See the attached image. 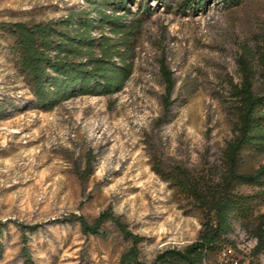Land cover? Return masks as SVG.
Here are the masks:
<instances>
[{
	"label": "rangeland",
	"instance_id": "obj_1",
	"mask_svg": "<svg viewBox=\"0 0 264 264\" xmlns=\"http://www.w3.org/2000/svg\"><path fill=\"white\" fill-rule=\"evenodd\" d=\"M127 6L121 13L133 71L124 88L78 96L51 111L32 105L0 38V101L16 106L0 119V221L7 226L0 264H23L24 249L35 264H119L132 244L121 226L141 238L140 258L151 262L161 250L198 237L205 209L224 188L258 190L231 175L225 150L248 102L238 90L244 47L260 72L264 0H132ZM90 10L86 0H0V22ZM161 61L177 81L170 111L162 103ZM261 93L257 75L254 94ZM262 163L264 154L243 153L233 172ZM89 166L93 173L82 177ZM107 209L121 225L108 220L101 235L84 234L75 218L92 223ZM249 217L264 223V198ZM21 226L33 230L22 235ZM252 230L236 223L237 249L203 264H264V251H253Z\"/></svg>",
	"mask_w": 264,
	"mask_h": 264
},
{
	"label": "trees",
	"instance_id": "obj_2",
	"mask_svg": "<svg viewBox=\"0 0 264 264\" xmlns=\"http://www.w3.org/2000/svg\"><path fill=\"white\" fill-rule=\"evenodd\" d=\"M86 1L91 7L89 12H70L47 21L0 22V38L17 73L28 84L35 108L51 111L78 96L115 94L124 88L132 74L126 34L129 24L124 12L121 13L128 9L127 3L132 0ZM94 31L100 34L93 36ZM259 63L260 72L256 70L255 57L247 47L237 57L242 77L238 90L246 95L248 102L236 122V136L225 150L231 175L258 190L253 194H242L224 188L214 206L205 209L198 237L183 248L173 246L161 250L151 262L140 258L138 243L141 238L129 235L121 226L124 237L131 238L132 244L121 254L119 264H203L219 257L222 252L227 253L224 250L237 249L232 234L238 222L253 226L254 253L264 251V223L259 220L251 222L249 217L255 201L264 198V163L249 173L233 172L240 154H264V93L254 94L257 75L264 82V52ZM160 73L164 82V111H170L177 81L164 61L160 62ZM15 109L13 102L0 101V119L8 117ZM92 173L93 167L89 166L81 176L87 178ZM75 219L79 220L86 235H101L108 220L121 225L109 209L101 212L92 223L81 217ZM6 227L0 221V251ZM20 228L22 235L27 228L33 230L31 226ZM22 255L23 264H35L28 250L24 249Z\"/></svg>",
	"mask_w": 264,
	"mask_h": 264
}]
</instances>
